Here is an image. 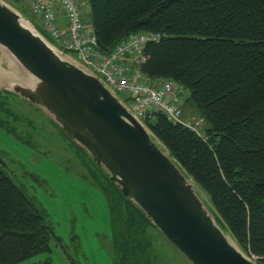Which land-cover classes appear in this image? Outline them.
Segmentation results:
<instances>
[{"label":"trees","instance_id":"trees-1","mask_svg":"<svg viewBox=\"0 0 264 264\" xmlns=\"http://www.w3.org/2000/svg\"><path fill=\"white\" fill-rule=\"evenodd\" d=\"M89 1L105 53L131 34L161 35L146 45L143 73L183 85L186 108L206 124L198 133L156 112L146 126L207 195L239 246L264 264V0ZM8 95L0 91L2 117L12 114ZM103 178L121 203L119 223H112L115 264H155L157 228ZM54 237L44 209L0 163V264L50 252Z\"/></svg>","mask_w":264,"mask_h":264},{"label":"water","instance_id":"water-1","mask_svg":"<svg viewBox=\"0 0 264 264\" xmlns=\"http://www.w3.org/2000/svg\"><path fill=\"white\" fill-rule=\"evenodd\" d=\"M1 60L20 76L0 71V91L53 120L192 264H262L239 246L202 189L123 100L5 0Z\"/></svg>","mask_w":264,"mask_h":264},{"label":"rangeland","instance_id":"rangeland-1","mask_svg":"<svg viewBox=\"0 0 264 264\" xmlns=\"http://www.w3.org/2000/svg\"><path fill=\"white\" fill-rule=\"evenodd\" d=\"M5 1L48 35L41 18L30 11L24 0ZM83 2L89 21L90 1ZM1 61L0 71L20 76L10 62L8 65ZM8 99L11 116L2 117L0 111V157L12 180L44 209L56 234L50 252L20 264H115L119 254L112 223H119L121 209L117 191L103 178V170L53 120L21 97L8 95ZM185 105L188 116L193 112ZM151 234L157 255L155 264H192L159 231L155 229Z\"/></svg>","mask_w":264,"mask_h":264},{"label":"built area","instance_id":"built-area-1","mask_svg":"<svg viewBox=\"0 0 264 264\" xmlns=\"http://www.w3.org/2000/svg\"><path fill=\"white\" fill-rule=\"evenodd\" d=\"M41 18L43 29L53 41L85 68L101 78L144 124L161 112L173 122L198 133L206 124L200 114L185 115V87L167 79H150L142 71L147 61L146 45L159 41L160 34H131L109 53L100 50L81 0H24ZM88 21V22H87Z\"/></svg>","mask_w":264,"mask_h":264}]
</instances>
